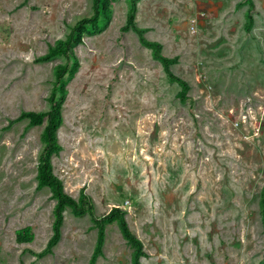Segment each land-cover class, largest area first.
<instances>
[{"label":"rangeland","instance_id":"obj_1","mask_svg":"<svg viewBox=\"0 0 264 264\" xmlns=\"http://www.w3.org/2000/svg\"><path fill=\"white\" fill-rule=\"evenodd\" d=\"M91 3L0 0V264H87L93 218L112 207L142 244L139 264H264V0H135L134 23L164 63L122 30L129 0H109L106 27L72 49L49 158L64 193L83 191L91 210L65 207L58 241L37 256L55 203L36 180L45 118H16L48 110L67 60L36 58ZM103 233L93 264H131L117 223Z\"/></svg>","mask_w":264,"mask_h":264},{"label":"trees","instance_id":"obj_2","mask_svg":"<svg viewBox=\"0 0 264 264\" xmlns=\"http://www.w3.org/2000/svg\"><path fill=\"white\" fill-rule=\"evenodd\" d=\"M109 0H92V13L88 17L79 19L75 25L70 27L68 33L60 39L54 41L52 45L47 47V51L36 58L38 62H46L54 57L62 56L66 58V62L58 64L53 68L54 84L47 97L49 108L46 112L23 111L16 118L21 120L28 119V124L39 125L42 119L45 118V126L42 130L41 140L43 148L38 156V165L36 170L37 187H48L50 195L55 200L52 208L53 222L52 234L47 240L44 250L37 254L41 256L46 252L51 251V247L59 239V228L62 222V211L65 207L70 208L75 216H80L86 211L91 210V205L88 196L83 191L79 192L78 199L75 200L71 196L64 193L61 181L52 173L49 158L59 151V145L56 141V130L60 126L62 120L60 115L61 103L65 96V84L72 78L78 67V62L74 56L72 49L82 42L81 34L83 32L89 34L100 33L107 25L110 19V13L107 9ZM135 0H129V6L125 15V25L123 31L131 29L137 34L138 41L152 49V54L162 63L169 62L165 57L158 56L160 45L157 42H148L142 37V29L138 28L134 23ZM89 27V30L86 28ZM71 61V64L68 62ZM164 70L167 71V66L164 64ZM58 92V95H57ZM264 189V188H263ZM261 220L264 226V193L261 200ZM96 226L95 246L87 264H93L98 255L101 254V245L103 241V229L105 224L116 222L121 236L131 247V264H139V258L145 256L140 240L129 231L123 218V211L118 207H112L107 213L100 218H93Z\"/></svg>","mask_w":264,"mask_h":264},{"label":"built area","instance_id":"obj_3","mask_svg":"<svg viewBox=\"0 0 264 264\" xmlns=\"http://www.w3.org/2000/svg\"><path fill=\"white\" fill-rule=\"evenodd\" d=\"M124 203L126 204V201Z\"/></svg>","mask_w":264,"mask_h":264}]
</instances>
